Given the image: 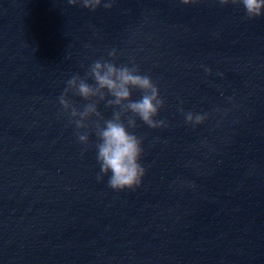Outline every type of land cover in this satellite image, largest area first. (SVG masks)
Segmentation results:
<instances>
[{"label":"water","instance_id":"1","mask_svg":"<svg viewBox=\"0 0 264 264\" xmlns=\"http://www.w3.org/2000/svg\"><path fill=\"white\" fill-rule=\"evenodd\" d=\"M98 59L137 65L165 101L167 126L129 129L144 149L135 189L97 178L103 120L86 121L84 145L59 103ZM0 264H264V15L219 0H0Z\"/></svg>","mask_w":264,"mask_h":264},{"label":"clouds","instance_id":"2","mask_svg":"<svg viewBox=\"0 0 264 264\" xmlns=\"http://www.w3.org/2000/svg\"><path fill=\"white\" fill-rule=\"evenodd\" d=\"M181 2L190 4L194 0H181ZM229 2L242 4L248 18L264 15V0H219L221 5ZM68 3L79 4L95 11L101 6L102 0H68ZM112 6L111 2L103 4L105 9H110ZM109 55L115 57L116 51H110ZM205 71L210 73L211 70L206 68ZM88 78H91L94 83L90 84ZM66 83L67 86L59 97V103L69 115V123L75 125L78 141L84 145L89 143L90 133L87 131L89 125L86 121L92 116L103 120V125L99 121L95 122L96 158L100 165L97 178L103 179L104 175L110 173L108 186L117 191L135 189L140 186L146 172L140 163L144 149L142 139L129 129L136 127L137 118L153 129L167 126L165 120L155 119L165 103L157 84L151 76L141 73L135 64L117 66L103 59L94 61L85 77L74 74ZM133 89L141 92V97L137 100L131 98ZM70 92L91 102L85 104L83 110H80L69 99ZM93 98L98 99L93 100ZM102 100H106L107 106L114 109L109 119H104L98 111V102ZM180 111L185 116V122L193 127L206 119V114L184 112L183 109ZM81 129L85 131L81 132Z\"/></svg>","mask_w":264,"mask_h":264}]
</instances>
